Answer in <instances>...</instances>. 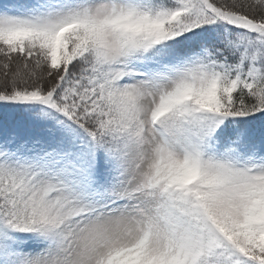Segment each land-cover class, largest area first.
<instances>
[{
    "label": "snow or ice",
    "instance_id": "obj_1",
    "mask_svg": "<svg viewBox=\"0 0 264 264\" xmlns=\"http://www.w3.org/2000/svg\"><path fill=\"white\" fill-rule=\"evenodd\" d=\"M0 264H264V0H0Z\"/></svg>",
    "mask_w": 264,
    "mask_h": 264
}]
</instances>
